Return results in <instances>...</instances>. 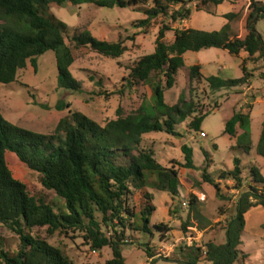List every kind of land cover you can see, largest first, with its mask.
<instances>
[{
    "label": "trees",
    "instance_id": "16d2710c",
    "mask_svg": "<svg viewBox=\"0 0 264 264\" xmlns=\"http://www.w3.org/2000/svg\"><path fill=\"white\" fill-rule=\"evenodd\" d=\"M196 1L195 11L215 15L210 6H218L223 0H0V84L16 82L18 73L29 63L35 70L37 58L52 51L57 68L59 88L79 91L81 83L70 70L74 58L65 41L67 24L50 10V4L64 6L67 3L80 6L93 4L106 8L140 9L145 18L137 21L145 28L157 17L169 23L189 20ZM209 7V8H208ZM225 23L219 30L205 31L192 27L173 29V40L166 42L165 33L172 30L168 23H162L155 38L153 51L140 56L129 68L127 81L130 85L142 84L153 97L150 105L142 102L139 108L129 114L120 110L116 118L103 125L83 113L63 105L68 111L50 134L38 133L17 126L3 117L0 112V224L11 230L18 239V248L9 253L0 249V260L4 264H74L63 251L46 240L34 237V228H46L50 234L77 232L97 253L109 248L110 258L103 264H125L122 246L134 239L133 232L148 234L159 239L171 232L165 223L151 224L155 212L154 195L147 187L163 191L173 198L179 194L180 180L174 166H164L155 158L153 149L143 146L144 135L166 132L177 135L175 126L190 117L189 128L199 131L207 113L197 110L192 99L180 95L177 102H165V91L175 84V76L185 66L184 54L209 48L226 50L247 57L240 62L241 76L223 78L219 75L204 76L201 65L187 67L190 81L205 80L212 90L231 88L249 83L252 73L246 62H264V37L256 29L258 21H264V1L249 0L245 17V32L237 37L231 33L230 22L237 13L223 15ZM71 41L75 48L88 47L106 57H120L125 47L121 41H108L93 37L86 30L74 33ZM259 78L264 80V74ZM250 108V107H249ZM250 112L234 110L225 121L222 134L235 139V147L245 154L255 148L258 156L264 158V119L259 140L254 146L248 126ZM237 130H240L238 132ZM216 146V145H214ZM185 168H194L193 150L182 145ZM11 153V154H10ZM204 161L209 154L203 151ZM14 158L25 169L38 173L42 186L53 191L62 199L57 207L41 197L30 195L26 184L10 167ZM10 159V160H9ZM242 160L233 158V168L223 171L220 178H230L238 194L234 201L233 214L226 220L224 241H206L207 254L201 257L198 248L188 247L181 258L156 257L148 243L143 252L149 264L158 260L179 264H234L242 254L241 235L246 224V214L256 207H264V175L260 168L252 165L246 177L242 176ZM202 181L222 196L219 185L206 168ZM200 201L190 195L188 207L193 218L210 224L199 210ZM172 211H169V214ZM190 219L181 225L184 233ZM204 225V226H205ZM203 227L200 226V230Z\"/></svg>",
    "mask_w": 264,
    "mask_h": 264
},
{
    "label": "rangeland",
    "instance_id": "374dc122",
    "mask_svg": "<svg viewBox=\"0 0 264 264\" xmlns=\"http://www.w3.org/2000/svg\"><path fill=\"white\" fill-rule=\"evenodd\" d=\"M264 1V0H261ZM196 1L189 6L193 9L189 20L169 23L163 17H157L149 26L140 28L137 21L145 18L141 8H106L93 4L80 6L67 3L64 6L50 4L51 12L67 24L66 43L70 46L74 61L70 66L72 75L81 83L79 91L59 88L57 85V68L54 52L48 51L37 58L36 70L28 63L20 70L16 82L0 84V112L11 123L38 133L50 134L58 121L67 115L66 103L72 110L79 111L97 123L103 125L116 118L118 110L122 114L135 112L142 102L150 105L153 97L142 84L130 85L127 81L129 68L142 55L153 51L155 38L162 23H168L172 30L165 33L164 40H173V29L192 27L199 30H219L227 20L223 15L228 12L237 13L230 22L231 33L237 37L245 32V17L248 12L249 0H223L218 6H210L215 15L205 11H195ZM256 29L264 37V21L256 24ZM86 30L93 37L108 41H121L125 47L118 58H110L98 54L88 47L75 48L71 41L74 33ZM185 66L179 69L175 76L174 86L165 91V102L174 104L180 95L186 100L192 99L201 113H207L199 131L189 128L190 117L175 126L177 135L166 132H153L144 135L143 146L153 149L155 158L164 166H174L177 169L180 190L173 198L166 192L147 189L153 193L155 212L150 218L151 224L165 222L171 232L165 238L159 239L158 234L151 237L148 234L133 232L134 239L127 240L122 246L125 264H149L143 252L148 243L149 251L157 258H181L187 248L175 244L180 236L181 225L190 219L189 225L203 228V243L224 241L226 220L233 214L237 190L233 189L230 178H220L223 171L233 168V158L242 160L243 173L246 177L252 165L260 168L264 175V158L254 150L245 154L235 147L234 138L222 134L225 121L234 110L242 109L250 112L248 131L253 145L259 140L261 124L264 119V80L259 78L264 74V62H246L247 70L252 73L249 83L241 86L212 90L205 80L190 81L187 67L199 63L205 76L219 75L223 78H238L242 72L240 62L247 57L245 52L239 56L229 54L226 50L209 48L198 52L188 51L184 54ZM250 107V108H249ZM205 132L201 137L199 132ZM240 132V130H237ZM182 145L193 150L194 168H185ZM216 145V146H214ZM203 151L209 154L205 162ZM11 154V153H10ZM10 160V159H9ZM14 173L24 181L30 195L43 198L47 203L57 207L62 199L53 191L45 189L38 173L28 171L17 160L9 161ZM219 185L222 196L218 197L215 189L202 181L203 169ZM194 195L199 203L201 214L210 221L198 224L191 214L189 207H183L182 202H189ZM169 211L172 213L169 214ZM246 224L241 235L239 249L245 257L234 264H264V207L249 210L245 216ZM205 225V226H204ZM34 237L46 240L49 244L60 248L74 264H103L111 256L109 248L94 253L80 237L81 234L58 233L50 234L46 228H34ZM174 243L175 246L166 254V248ZM18 248L17 236L0 224V249L10 254ZM147 261V262H146ZM0 264H4L0 260ZM154 264H179L158 260ZM199 264H205L204 261Z\"/></svg>",
    "mask_w": 264,
    "mask_h": 264
},
{
    "label": "built area",
    "instance_id": "2783aa9c",
    "mask_svg": "<svg viewBox=\"0 0 264 264\" xmlns=\"http://www.w3.org/2000/svg\"><path fill=\"white\" fill-rule=\"evenodd\" d=\"M199 135L201 137H205L206 133L201 131L199 132ZM183 207H187L188 203L183 201L182 203ZM203 232L198 229L196 226H189L187 227V231L182 233L180 232V236L175 240V244H181L188 247L198 248L199 252L201 253V257H205L207 254V248L205 246V243H203ZM174 243L170 245L169 248H166L164 254L168 253L172 250V248L175 246ZM94 253H97L96 251L92 250ZM150 260V259H148ZM147 262V261H146Z\"/></svg>",
    "mask_w": 264,
    "mask_h": 264
},
{
    "label": "crops",
    "instance_id": "0c3cea01",
    "mask_svg": "<svg viewBox=\"0 0 264 264\" xmlns=\"http://www.w3.org/2000/svg\"><path fill=\"white\" fill-rule=\"evenodd\" d=\"M201 71H202V67H201ZM203 73V72H202ZM204 74V73H203ZM205 76V75H204ZM110 258V257H109Z\"/></svg>",
    "mask_w": 264,
    "mask_h": 264
}]
</instances>
